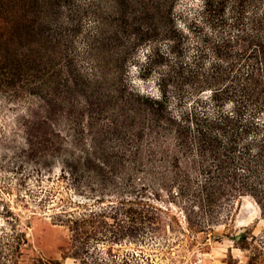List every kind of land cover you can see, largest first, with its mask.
Masks as SVG:
<instances>
[{"label": "rangeland", "instance_id": "rangeland-1", "mask_svg": "<svg viewBox=\"0 0 264 264\" xmlns=\"http://www.w3.org/2000/svg\"><path fill=\"white\" fill-rule=\"evenodd\" d=\"M198 6L0 0V264H264L258 200L201 192L148 131L169 30Z\"/></svg>", "mask_w": 264, "mask_h": 264}, {"label": "trees", "instance_id": "trees-1", "mask_svg": "<svg viewBox=\"0 0 264 264\" xmlns=\"http://www.w3.org/2000/svg\"><path fill=\"white\" fill-rule=\"evenodd\" d=\"M178 14L187 31L169 30L161 96L142 99L148 131L190 154L206 176L201 192L252 195L264 213V0H202L195 17Z\"/></svg>", "mask_w": 264, "mask_h": 264}]
</instances>
